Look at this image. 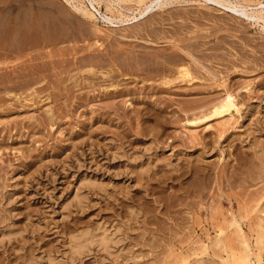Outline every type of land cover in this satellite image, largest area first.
Instances as JSON below:
<instances>
[{
	"label": "rangeland",
	"instance_id": "rangeland-1",
	"mask_svg": "<svg viewBox=\"0 0 264 264\" xmlns=\"http://www.w3.org/2000/svg\"><path fill=\"white\" fill-rule=\"evenodd\" d=\"M171 2L0 0V264H264V22Z\"/></svg>",
	"mask_w": 264,
	"mask_h": 264
},
{
	"label": "bare ground",
	"instance_id": "bare-ground-1",
	"mask_svg": "<svg viewBox=\"0 0 264 264\" xmlns=\"http://www.w3.org/2000/svg\"><path fill=\"white\" fill-rule=\"evenodd\" d=\"M171 1L174 2V0H149V1H144V0H65V2L67 4H69V7L74 11H76V13H81V15L83 16H89L91 18H93L94 16V13L93 11L97 12L99 14V10H98V6L101 4V3H104L105 4V7L106 9L110 12H114V10H117L119 11V18L117 16V20H116V17L115 18H112V17H109L107 16L106 14H102L100 17L101 19L106 22V23H109V24H113V25H118L119 24H125V23H128V22H131V21H136L137 20V17H139V19L141 18H144V16H146L147 14H151L155 11V9H160V8H163V7H166L167 5H169L170 3H172ZM176 1V0H175ZM204 1H207L209 3H214V4H218L220 7H223L222 9H226L228 10L229 12H231L232 14H239L241 16H244L246 17L247 19H254L255 21H258V20H262L264 22V4L263 2H257L256 4L253 3L254 5H257L256 7L258 8H251L249 9V7L246 5V4H249V3H246V4H239L238 2H231L230 0H204ZM250 1V0H249ZM242 2V1H241ZM133 3H136L139 5V11L137 14H133L130 16V15H126L123 13V11L125 10H131L130 9V6H132ZM253 6V5H252ZM138 9V8H137ZM107 11V12H108ZM134 11V10H133ZM122 12V13H121ZM116 13V12H115ZM71 15V13H70ZM147 17V16H146ZM59 18V17H58ZM253 20V21H254ZM62 21V19H61ZM60 21V22H61ZM59 22V23H60ZM158 23V21H157ZM35 25V24H34ZM45 25V24H44ZM57 25V24H56ZM69 25V24H68ZM46 29V28H45ZM146 30V29H145ZM22 32V31H21ZM74 33V32H73ZM174 34V33H172ZM73 35V34H72ZM62 37V36H61ZM70 37V36H69ZM48 38V37H47ZM57 38V36L55 37ZM60 39V37H58ZM126 38V37H125ZM64 39V37H63ZM68 39V38H67ZM189 39V38H188ZM46 40H51L50 38L46 39ZM180 40V39H179ZM56 40H54V43H55ZM60 41V40H59ZM62 41V39H61ZM60 41V42H61ZM53 42V41H52ZM58 42V41H57ZM59 44V43H58ZM51 45V44H50ZM176 46V45H175ZM181 49L184 51V53L189 56L193 61L194 59L196 60V58L193 57L192 55V51H189L186 49V47H180L178 45V49ZM183 48V49H182ZM188 48V47H187ZM92 54V53H91ZM90 54V55H91ZM49 55V54H48ZM107 55V54H106ZM96 56V54H95ZM93 56L92 54V58H97ZM88 57L87 56V60H88ZM156 57V56H155ZM81 58V57H80ZM82 58H85L84 56ZM90 58V59H92ZM109 58V57H108ZM108 58H105L104 61ZM89 59V61H91ZM92 59V61H93ZM110 59V58H109ZM79 60V59H78ZM86 59H84L85 61ZM184 60V59H183ZM108 61V60H107ZM94 62H98L94 60ZM180 62V61H179ZM183 61H181L182 63ZM187 62V61H186ZM163 63V62H162ZM166 63V62H165ZM178 63V62H177ZM181 63L179 64L181 66ZM98 64V63H96ZM168 64V63H167ZM166 65V64H165ZM179 65L177 67H179ZM184 65V64H183ZM173 66V65H172ZM176 66V64H175ZM167 67V66H166ZM169 67V66H168ZM167 67V68H168ZM171 67V66H170ZM194 69V68H193ZM167 71V69H166ZM165 72V71H164ZM162 73V72H161ZM168 73V72H167ZM163 74V73H162ZM177 76L181 79H187L188 81H191L190 79V71L185 68V69H178L177 70ZM177 78V77H176ZM108 80V79H107ZM223 83V82H222ZM79 86V85H78ZM233 96V95H232ZM232 96L230 94H226L225 95V98L222 100V102H219L218 105L214 106L212 108V114H215V115H219V114H222L224 112L227 111V113L229 112L230 109H232L234 107V103H233V99H232ZM211 114V115H212ZM210 115V114H209ZM213 116V115H212ZM220 116V115H219ZM211 118V117H210ZM202 119V118H201ZM199 120V119H198ZM194 122V121H193ZM260 209V208H259ZM262 214H263V217H264V210H261L260 211ZM259 212V213H260ZM262 218H259V222L258 224V232L256 233V236L254 238V246H256V248L259 250H264V219ZM258 218V217H257ZM230 225L233 227V229L235 230L237 236L239 238H241L240 240V244H241V247L242 249L248 253V250L250 249V241L248 242L247 240H245V238H243V233H242V229L238 223V221L236 219H233L230 223ZM92 233V232H91ZM86 234V233H85ZM75 237V236H74ZM88 237V236H87ZM98 237V236H97ZM104 239V238H103ZM101 240V244H106L104 243L105 240ZM84 242V241H83ZM210 243V242H209ZM78 244H80L78 242ZM99 244V245H101ZM102 246H105L103 245ZM210 247H214V248H217V249H221L224 247L225 249V242L221 236V231L219 234H217L216 237H214L213 239H211V246ZM252 247V246H251ZM223 249V250H224ZM207 252V251H206ZM215 252V251H214ZM262 252V251H261ZM204 253V252H203ZM213 253V252H212ZM259 253V252H258ZM207 254V253H206ZM246 254V253H245ZM248 254H246V256H243L242 260H241V263L244 262V264H246L248 262ZM240 260V259H239ZM200 262V260H197ZM202 261V260H201ZM247 261V262H246ZM199 262H196V263H199ZM195 264V262H194ZM259 264V263H258Z\"/></svg>",
	"mask_w": 264,
	"mask_h": 264
}]
</instances>
